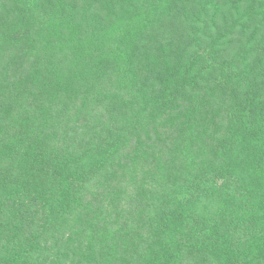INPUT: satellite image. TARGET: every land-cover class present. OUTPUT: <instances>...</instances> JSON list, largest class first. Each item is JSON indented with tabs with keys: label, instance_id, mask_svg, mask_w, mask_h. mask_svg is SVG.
I'll use <instances>...</instances> for the list:
<instances>
[{
	"label": "trees",
	"instance_id": "16d2710c",
	"mask_svg": "<svg viewBox=\"0 0 264 264\" xmlns=\"http://www.w3.org/2000/svg\"><path fill=\"white\" fill-rule=\"evenodd\" d=\"M0 264H264V0H0Z\"/></svg>",
	"mask_w": 264,
	"mask_h": 264
},
{
	"label": "rangeland",
	"instance_id": "374dc122",
	"mask_svg": "<svg viewBox=\"0 0 264 264\" xmlns=\"http://www.w3.org/2000/svg\"><path fill=\"white\" fill-rule=\"evenodd\" d=\"M158 142H159V143H158ZM158 142L155 140V144H153L154 147H155V149H153L152 146H151V147H147V149H149V152H150V153L155 152V150H158V149L160 148V146L162 147V146L164 145V143H162L161 140H159Z\"/></svg>",
	"mask_w": 264,
	"mask_h": 264
}]
</instances>
